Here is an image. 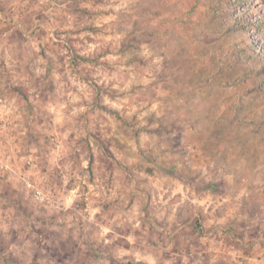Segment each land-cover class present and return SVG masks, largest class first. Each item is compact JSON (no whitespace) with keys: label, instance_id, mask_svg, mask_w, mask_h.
<instances>
[{"label":"clouds","instance_id":"clouds-1","mask_svg":"<svg viewBox=\"0 0 264 264\" xmlns=\"http://www.w3.org/2000/svg\"><path fill=\"white\" fill-rule=\"evenodd\" d=\"M0 264H264V0H0Z\"/></svg>","mask_w":264,"mask_h":264}]
</instances>
